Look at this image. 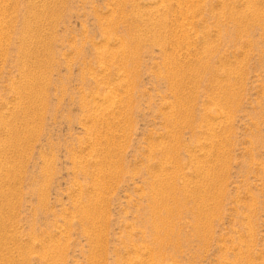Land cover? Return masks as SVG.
<instances>
[{"label":"rangeland","instance_id":"1","mask_svg":"<svg viewBox=\"0 0 264 264\" xmlns=\"http://www.w3.org/2000/svg\"><path fill=\"white\" fill-rule=\"evenodd\" d=\"M0 264H264V0H0Z\"/></svg>","mask_w":264,"mask_h":264},{"label":"bare ground","instance_id":"2","mask_svg":"<svg viewBox=\"0 0 264 264\" xmlns=\"http://www.w3.org/2000/svg\"><path fill=\"white\" fill-rule=\"evenodd\" d=\"M162 1V0H161ZM158 3V2H157ZM183 18V17H182ZM184 24V23H183ZM179 27H181V26H179ZM184 31V30H183ZM186 32V31H185ZM101 67V66H100ZM29 87V86H28ZM31 89V88H30ZM31 91V90H30ZM110 91V90H109ZM106 94H107V92H106ZM109 95H111V94H109ZM113 95V94H112ZM110 98V97H109ZM115 98V97H114ZM110 105V104H109ZM102 110V109H101ZM204 174V173H203ZM206 175V174H205ZM103 177V176H102ZM206 179V178H205ZM94 183V182H93ZM164 185V184H163ZM97 191V190H96ZM202 197H203V195H202ZM156 199V198H155ZM96 201V200H95ZM161 203V202H160ZM91 210V209H90ZM94 210V209H93ZM144 249V248H143ZM146 249V248H145Z\"/></svg>","mask_w":264,"mask_h":264}]
</instances>
